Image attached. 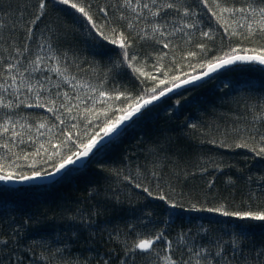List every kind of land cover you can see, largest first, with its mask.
I'll use <instances>...</instances> for the list:
<instances>
[{
  "label": "trees",
  "instance_id": "1",
  "mask_svg": "<svg viewBox=\"0 0 264 264\" xmlns=\"http://www.w3.org/2000/svg\"><path fill=\"white\" fill-rule=\"evenodd\" d=\"M74 2L90 4L99 25L108 21L115 24V16L105 17L99 9L107 8L113 13L118 0ZM244 2L227 0L237 7ZM176 3L181 9L187 6L196 13L192 19L200 21V27L184 29L171 36L172 47L168 49L153 40H138L130 49L146 63L144 70L155 72L159 78L169 70L170 75L182 78L184 73L198 75L205 71L200 63L222 56L232 48L241 49L239 55H244L245 49L264 46L261 38L225 35L199 0H176ZM37 7L38 0H0V72L17 58L18 51L21 61L26 56L34 59L37 54L46 56L49 50L54 52L61 57L60 65L56 66L66 67V75L74 78L72 84L77 87L65 84L55 73H47L51 77L48 86L55 92L57 89L52 88V84L58 83L60 91H67L73 97L79 95L85 101L73 100V103H80V107L78 111L73 109L77 119L71 122L79 123L81 129L91 127L85 119V116L92 118L85 112L86 108H107L109 114H114L113 105L119 107L121 103L109 100L93 106L87 100L93 95L92 88L101 80L105 90L116 85L133 96L141 92L139 80L130 70L112 67L119 60L120 49L102 41L79 13L49 0L46 14L33 25ZM30 27L32 38L28 39ZM209 27L214 37L211 40L200 35L201 29L209 30ZM139 28L150 31L144 23L128 31L135 35ZM201 43L207 51L191 61L186 59L188 51L199 53L197 45ZM25 45L29 49L27 53ZM165 53L164 59L157 63V55ZM45 65H54V62L45 60L42 66ZM262 105L264 67L245 63L145 111L143 118L128 127L103 152L95 158L90 157L92 162L86 168L59 183L20 188L0 184V264H103L105 260L108 264H120L128 257L134 258V264H165L157 255L169 254L163 252L162 245L151 254L125 255L133 240L159 232H164L172 241L171 255L178 261L188 258L185 250L188 242L180 239L187 234L213 252L216 251L214 245L222 243L224 259L221 264H264V255H261L264 252V222L240 221L195 211H181L177 218L162 202L148 197L134 182H129V178L139 180L144 186L164 192L187 207L223 205L229 211L264 208V156L235 147L249 136L258 140L264 135V119L257 118L258 114L264 115ZM6 111L0 109V123ZM17 112L21 115L14 119L23 123L26 117L32 133L23 130L26 142L17 143L12 152L0 148V164L5 166L16 160V155L22 157L34 152L41 143L48 148L47 128L40 130L44 135L37 136L35 126L42 122L48 127L58 123L44 109L21 108ZM28 135H32L36 143L28 141ZM6 139L0 136V143ZM43 155L30 156L28 161L16 160L21 167L14 170L31 173L34 169L27 165L33 160L36 168L48 167ZM244 224L248 227L240 229L244 235H239L235 226Z\"/></svg>",
  "mask_w": 264,
  "mask_h": 264
},
{
  "label": "snow or ice",
  "instance_id": "2",
  "mask_svg": "<svg viewBox=\"0 0 264 264\" xmlns=\"http://www.w3.org/2000/svg\"><path fill=\"white\" fill-rule=\"evenodd\" d=\"M54 3L67 6L87 21V24L100 37L102 41L110 45L118 47L120 52L117 54L119 60L112 64L113 69L124 67L125 70H130L133 76L139 80L141 92L137 95H131L126 91H121L119 86L114 85L111 89H104V81L92 88L93 95L87 97L94 106L97 102L106 103L107 101H120L119 107L113 105V113L109 114L107 108L103 110H95L94 107H88L85 112L91 114L92 118L85 116L87 124L81 129L79 123L71 121L77 119V115L73 114V109L79 110L80 103H73V100L85 102L76 95L71 96L67 91H60V85L52 84V88L57 89L51 91V77L47 73H55L63 78L64 83L72 86V79L66 75L67 68L56 66L60 65L61 57L49 50L48 54H37L34 59L25 57L21 61L18 57L12 62L7 63L3 71L0 72V109L7 110L5 119L0 123V136H5L7 139L0 143V148L12 152L13 147L18 144L25 143V132L32 133V126L26 122V117H23L25 122L20 119H14V116H20L17 112L21 108L44 109L52 114L55 121L51 127L46 123H39L35 126L37 136L44 135L41 129L47 128L49 133L47 143L48 148H45L43 143L39 144L34 152L25 153L22 157L16 155V160H29V157H39L43 155V160L48 164V167L36 168V162L33 160L28 167L34 170L31 173H17L14 169L21 165L13 160L7 166L0 164V184H20L37 181H50L59 183L67 179L74 173L86 168L92 161L91 158L97 157L103 152L110 143L116 138L122 136L128 127H131L138 119L143 118L145 110L159 101L174 89H180L188 85H196L211 73L217 72L218 69L225 68L229 65H234L239 62L257 63L264 65V46L243 50L244 55H239L242 51L238 48H232L230 52L224 53L222 56L213 57L199 66L205 71L198 75L184 73L183 78L180 75L172 74L169 71L162 73V78H159L155 72L145 71L146 63L139 59L138 54L131 52L130 49L138 40H153L155 43L162 45L168 49L172 47V41L169 39L176 33L183 32L184 29H197L200 27V21L192 19L196 15L189 7L185 6L181 9L177 5L176 0H118L115 5V12L110 13L107 8H100L99 11L105 16H115V24L112 21L106 22L103 26L99 25L91 13L90 4H80L74 0H53ZM49 0H38L35 19L32 24L35 25L46 14V8ZM202 8L206 13L215 20V22L223 28L225 35L229 37H240L243 39L261 38L264 39V0H245L241 6L228 4L227 0H199ZM184 18H189L185 20ZM133 20L136 23H133ZM178 21L179 26H178ZM147 24L150 31L145 28H139V31L132 35L128 29L137 28L139 24ZM234 25V26H233ZM28 39L32 38V28L28 29ZM188 35V33H185ZM200 35L209 40L214 39L211 28L209 30H200ZM41 51L44 46L41 45ZM199 53L188 51L186 59L191 61L196 59L202 53L207 51L204 44L197 45ZM49 49L51 46L49 45ZM29 51L27 45L24 47V52ZM250 53V54H249ZM163 55H157V63L164 59ZM50 60L54 65L42 66V62ZM175 64L176 62L173 61ZM139 64L140 66H137ZM195 67L196 65H189ZM156 68V65H153ZM159 70V69H157ZM39 74V75H37ZM91 87V86H89ZM227 87V85H225ZM179 103V101H177ZM264 109V105L261 106ZM103 117V119H101ZM258 119H264V115H257ZM94 121H99L95 123ZM195 128V125H191ZM20 129L19 131L17 129ZM57 131L54 133L53 130ZM28 141L36 143L32 135H28ZM12 141L10 144L8 141ZM251 141V144L249 143ZM236 148H246L254 152L256 156H264V135H260L259 139L255 136H249L243 139L240 143L235 144ZM15 155V154H14ZM129 182L135 184V187L140 189L148 197L153 200L160 201L167 208L172 210V215L178 218L181 211H195L219 214L223 217H231L240 221H258L264 222V208L256 211H229L223 205L217 207H204L193 204L190 207L185 206L180 201L171 198L164 192H155L152 188L144 186L139 181H133L129 178ZM248 227L247 224L236 225L235 229L239 235H244L240 229ZM182 241H187L188 258L183 261L174 259L172 253V241L166 237L164 232H159L154 236L133 240L131 245L126 249V257L129 253L151 254L156 252L158 245H162L163 252L168 255H157L165 264H221L224 259L223 244L217 242L216 251L213 252L210 248H205L198 242L192 240L187 234L180 237ZM235 254L236 249H232ZM264 255V252L261 253ZM103 264H108L105 260ZM120 264H134V258L128 257L122 259Z\"/></svg>",
  "mask_w": 264,
  "mask_h": 264
},
{
  "label": "water",
  "instance_id": "3",
  "mask_svg": "<svg viewBox=\"0 0 264 264\" xmlns=\"http://www.w3.org/2000/svg\"><path fill=\"white\" fill-rule=\"evenodd\" d=\"M245 63H248V62H237L236 64L234 65H229V66H226L225 68H222V69H218L217 72L215 73H211L209 76L205 77L202 81L200 82H197L196 85H188V86H185L183 88H180V89H174L173 92L171 93H168L165 97H162L159 101H156L154 102L153 105H150L149 108L147 110H149L150 108L154 107V106H157L159 105L162 101L166 100V99H169L170 97H172L173 95L183 91V90H186V89H189V88H194V87H198L200 86L201 84L211 80L213 77H215L216 75L224 72V71H227L228 69H231V68H234V67H237V66H240L242 64H245ZM255 65H259L257 63H253ZM259 66H262L264 67V65H259ZM145 110V111H147ZM83 169V168H82ZM53 184L52 182L50 181H37V182H33L32 184H29V183H20V184H9L8 186L10 187H13V188H20V187H24V186H46V185H51Z\"/></svg>",
  "mask_w": 264,
  "mask_h": 264
}]
</instances>
